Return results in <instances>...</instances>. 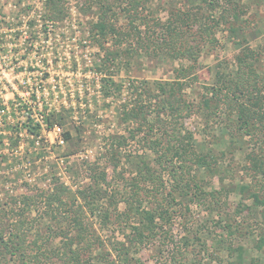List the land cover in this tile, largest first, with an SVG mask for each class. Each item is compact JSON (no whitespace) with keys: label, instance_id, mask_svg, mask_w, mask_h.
<instances>
[{"label":"rangeland","instance_id":"obj_1","mask_svg":"<svg viewBox=\"0 0 264 264\" xmlns=\"http://www.w3.org/2000/svg\"><path fill=\"white\" fill-rule=\"evenodd\" d=\"M45 2L0 0V101H7L0 103V214H5L1 234L10 235L23 221L29 240L51 231L50 247H59L61 237L56 233L64 235L66 230L63 223L48 222L43 195L62 186L67 198L81 202L79 191L95 185L96 171H105L107 183L103 185L110 194L129 185L141 160L152 161L157 168L155 153L143 139L144 130L133 138L130 130L138 123L123 118L126 106L135 98L128 85L135 80L154 87L155 80L174 79L175 69L190 62L167 55L151 57L145 50L131 57L127 42L120 45L115 36L101 45L92 31L98 9L89 4L91 0H61L67 13L57 22L47 19ZM193 5L202 8L200 20L215 25L217 42L206 44L200 54L198 79L186 90L190 100L199 103L205 96L212 97L207 88L217 86L218 71L235 69L243 50L259 56L258 71L264 74V0H214L212 7L202 0H150L142 12L167 21L172 12L191 10ZM232 7L240 13L234 24L222 18ZM121 8L115 5V21L126 27L128 18ZM233 25L236 31L231 30ZM111 50L122 51V55L114 62L104 61ZM239 88L235 85L230 92ZM211 105H221L223 110L211 114L197 110L183 121L182 128L183 133L191 132L200 151L217 158V173L206 176V189L223 194L218 203L209 198L206 202L186 200L187 206L176 204L170 223L163 227L167 233L147 242L136 254L142 264H231L238 253L229 249V243L242 247V264H250L252 258L264 264V242L260 241L264 238V175L247 170L245 158L250 151L264 155L260 137L238 131L236 123L231 124L234 119L229 118L226 104H220L217 97H212ZM47 107H56L61 118L50 129L41 116ZM122 137L125 141L119 143ZM165 179L163 195L173 180L167 174ZM153 205L145 203L146 207ZM124 208L120 202L119 209ZM85 218L110 251L131 230L130 224L116 228L113 223L105 228L102 217L90 210ZM226 223L237 229L234 236L223 230ZM29 259L21 261L8 254L4 261L0 254V264H32ZM41 260L64 263L51 254Z\"/></svg>","mask_w":264,"mask_h":264},{"label":"trees","instance_id":"obj_2","mask_svg":"<svg viewBox=\"0 0 264 264\" xmlns=\"http://www.w3.org/2000/svg\"><path fill=\"white\" fill-rule=\"evenodd\" d=\"M91 1L89 4L98 9L92 31L101 45L110 36H115L118 44L124 45L127 42L129 48L126 51L131 57L145 50L151 57L167 55L182 57L190 62L187 66L181 65L175 69L174 79L155 80L154 87L135 80L128 85L135 98L126 106L123 118L137 121L138 127L130 130L133 138L136 132L144 130L143 139L147 140L155 153L153 162H156L157 168L152 161L141 160L138 172L129 185H124L122 190L120 187L113 189L110 194L103 185L107 183L105 171H96L95 185L79 191L81 202L77 198H67L62 186H56L52 193L43 195V210L45 216L49 217L48 222L54 225L63 223L66 230L64 235L56 233V236L61 237L59 247H50L53 239L51 231L45 235L38 233L36 235L41 237L29 240L30 232L25 231L23 221L19 222V227L11 229L10 235L1 234L4 233L5 214H0V254L4 261L9 254L21 261L28 257L32 264H51L41 260V256L51 254L56 255L63 264H142L136 254L147 242L167 233L163 227L170 223V213L176 204L187 206L190 201L206 202L209 198L218 203L223 194V191L206 189V176L217 173V158L211 152L200 151L192 140L191 132L183 133L182 128L183 121L197 110L205 109L208 114L223 110L221 105H211L213 96L218 98L220 104H226L229 118L234 119L231 124L236 123V129L244 135L259 136L260 148L264 150V74L258 71L257 62L260 58L255 53L243 50L237 56L235 69L231 72L218 71L217 86L207 88L213 94L212 97L205 96L196 103L187 95V88L198 79L196 69L203 48L208 43L217 42L215 25H209L204 22L205 19L200 20L201 6L193 5L191 10L178 9L170 14L167 21H163L142 12L150 0ZM202 2L212 7L214 0ZM116 4L122 6L121 10L128 18L126 27L118 26L115 21ZM45 9L47 19L51 22L64 19L67 13L61 0H46ZM227 11L230 14L222 16L223 20L234 24L239 19V11L236 7ZM195 24L199 26L195 27ZM231 30L236 31V27L231 26ZM121 55L122 51L117 53L111 50L104 61L114 62ZM235 85L240 86L239 91L231 93L230 89ZM57 110L56 107L44 108L47 129L61 119ZM69 135L66 134L67 139ZM122 139L119 143L125 141L124 137ZM245 158L247 170L255 176L264 175V155L250 151ZM166 174L173 180L169 192L163 195L167 186ZM259 196L256 195L257 201L260 200ZM27 199L31 201L32 197L27 196ZM107 200L108 205L104 202ZM186 200L189 202L185 203ZM120 202L124 203V209H119ZM147 202H153L154 205L146 207ZM110 205L114 206L113 210ZM86 210L102 217L105 228L113 223H116V228L130 224L131 230L129 233L124 232L125 239L113 243L112 251L107 250L106 244L85 218ZM223 230L227 235L230 234L229 237L237 231L231 223H226ZM260 241L264 242V238L260 237ZM229 244V249L238 253L231 264L244 263L242 247ZM98 248L102 252L95 258L93 253ZM250 264H259L258 259L252 258Z\"/></svg>","mask_w":264,"mask_h":264},{"label":"built area","instance_id":"obj_3","mask_svg":"<svg viewBox=\"0 0 264 264\" xmlns=\"http://www.w3.org/2000/svg\"><path fill=\"white\" fill-rule=\"evenodd\" d=\"M27 91H28V90H27ZM13 92H15V91H13ZM36 94H37V93H36ZM15 96H19V94H18L17 92H15ZM2 100L4 101L3 104H7V101H5L4 99H1V101H2ZM1 101H0V103H1ZM8 103H9V101H8ZM10 103H13V100H11ZM1 104H2V103H1ZM48 108H51V107H48ZM41 116H42V118H45V117L43 116V114H42ZM43 120H44V119H43ZM42 123H43V124H47V123H45L44 121H42ZM43 124H42L41 126H44ZM46 127H47V125H46ZM55 131H58V132L60 133V132H61V128L58 127V126H56V127H55ZM61 141L63 142L64 140L61 139Z\"/></svg>","mask_w":264,"mask_h":264}]
</instances>
